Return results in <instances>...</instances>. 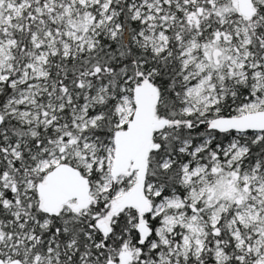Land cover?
Returning a JSON list of instances; mask_svg holds the SVG:
<instances>
[{
	"label": "snow or ice",
	"instance_id": "6c2138e0",
	"mask_svg": "<svg viewBox=\"0 0 264 264\" xmlns=\"http://www.w3.org/2000/svg\"><path fill=\"white\" fill-rule=\"evenodd\" d=\"M0 264H264V0H0Z\"/></svg>",
	"mask_w": 264,
	"mask_h": 264
}]
</instances>
